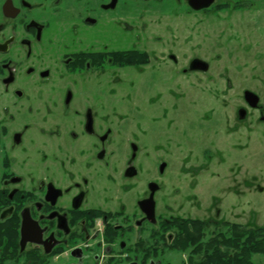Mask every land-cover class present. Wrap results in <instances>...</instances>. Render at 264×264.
Instances as JSON below:
<instances>
[{
  "label": "flooded vegetation",
  "instance_id": "flooded-vegetation-1",
  "mask_svg": "<svg viewBox=\"0 0 264 264\" xmlns=\"http://www.w3.org/2000/svg\"><path fill=\"white\" fill-rule=\"evenodd\" d=\"M130 1L0 0V264L19 262L14 230L22 264H200V101L188 98L213 88L224 137L264 125V86L209 61H232L248 34L237 14L260 6ZM228 25L223 45L204 44ZM132 90L165 97L162 118L180 124L164 148L141 133L155 115L109 100ZM189 104L197 149L179 123Z\"/></svg>",
  "mask_w": 264,
  "mask_h": 264
},
{
  "label": "rangeland",
  "instance_id": "rangeland-1",
  "mask_svg": "<svg viewBox=\"0 0 264 264\" xmlns=\"http://www.w3.org/2000/svg\"><path fill=\"white\" fill-rule=\"evenodd\" d=\"M125 1L132 3L130 0ZM251 3L260 6V10L236 16L237 26L240 27L237 31H242L239 23L245 24L244 30L248 34H243L242 37H247L246 42L249 44L247 46L246 42L239 44L236 37L235 55L231 62L224 59L220 62H213L212 59L209 61L211 71L231 64L232 69L236 70L233 80L241 82L246 80L247 84H252L251 86L256 84L264 86V0H252ZM222 30L224 29L221 28L220 31ZM230 30L228 25V28H225L226 35L211 36L208 41L204 39V44L223 45ZM141 93L143 92L132 90L110 96L109 100L135 103L140 107L142 116L148 113L149 116L150 113L155 115V120H140L141 133L143 136H152L156 146L164 148L166 145L164 140L167 137L175 138L176 129L181 126L168 124V120L162 118L163 111L160 109L162 110L164 106L165 97L156 94L155 91H144L142 96ZM194 93H190L188 101H200V169H203L198 188L200 220L211 222L224 220L240 225L264 227V125L259 128L253 127L252 134L247 137L243 129L238 130L232 138L224 137L222 135L224 119L228 116L229 110L223 107V103H217L220 99L214 98L213 88L200 87V99L196 95L197 90H194ZM162 95L165 96V92ZM144 105L146 110H143ZM196 105L189 104L188 119H181L179 123L182 122L187 130L182 129L188 134H193L188 137H194V144H191V141L188 146L193 145L197 149L199 129ZM207 111L214 112L203 119ZM174 255L173 260H169L168 256L162 260L171 264H183L185 256L181 253ZM253 260L254 264H264L262 258L254 257ZM17 264L22 263L19 261Z\"/></svg>",
  "mask_w": 264,
  "mask_h": 264
},
{
  "label": "trees",
  "instance_id": "trees-1",
  "mask_svg": "<svg viewBox=\"0 0 264 264\" xmlns=\"http://www.w3.org/2000/svg\"><path fill=\"white\" fill-rule=\"evenodd\" d=\"M199 223L200 249L203 246L200 264H254V257L264 260V227L205 219ZM16 232L12 255L14 261H20Z\"/></svg>",
  "mask_w": 264,
  "mask_h": 264
},
{
  "label": "water",
  "instance_id": "water-1",
  "mask_svg": "<svg viewBox=\"0 0 264 264\" xmlns=\"http://www.w3.org/2000/svg\"><path fill=\"white\" fill-rule=\"evenodd\" d=\"M207 3H208V2L204 3L203 5H207ZM203 5H201V6H203Z\"/></svg>",
  "mask_w": 264,
  "mask_h": 264
}]
</instances>
